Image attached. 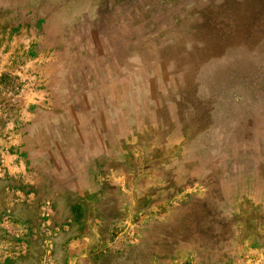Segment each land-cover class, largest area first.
Masks as SVG:
<instances>
[{
  "label": "rangeland",
  "instance_id": "374dc122",
  "mask_svg": "<svg viewBox=\"0 0 264 264\" xmlns=\"http://www.w3.org/2000/svg\"><path fill=\"white\" fill-rule=\"evenodd\" d=\"M75 1L0 0V179L22 189L4 192L0 238L17 250L21 201L53 227L67 231L57 211L77 219L66 264H264V120L228 128L253 125V105L264 119V17L232 28L247 33L215 35L222 50L203 42V62L179 71L160 48L198 36L197 19L182 17L199 1L156 7L157 24L173 30L156 35L147 0H117L139 34L73 15ZM131 48L146 63L131 62ZM215 75L217 91L225 80L236 89L216 106ZM41 182L51 193L29 192Z\"/></svg>",
  "mask_w": 264,
  "mask_h": 264
},
{
  "label": "crops",
  "instance_id": "0c3cea01",
  "mask_svg": "<svg viewBox=\"0 0 264 264\" xmlns=\"http://www.w3.org/2000/svg\"><path fill=\"white\" fill-rule=\"evenodd\" d=\"M133 1L135 0H128ZM147 4L145 7V12L147 15V25L150 27L147 29L146 32L152 34H162V33H170L173 30L172 27L163 26L164 23L157 24L155 21L158 18V14L155 12V8L161 9H169L172 7V3L174 0H147ZM200 2L199 6H190L186 7L184 17L186 19H197L195 24L193 25V30H190V33L198 35L195 37L194 40L188 41L185 38H179L177 40H173L167 43L162 44L160 48L161 58H163L164 63L168 66L173 67L175 70H185L187 66H196L203 62L204 55H205V47L208 50L218 51L222 50L221 47V40L217 39L215 35H230L234 33H247L244 31L245 29L236 30L232 29L234 27H244L240 26L239 24L243 19L248 21H253L255 15L264 17V0H197ZM76 3L70 4L71 10H73V15H77L80 10L84 11L86 15L90 18V20L94 21V18L97 20L100 19L101 22L104 21V25L106 27H126L131 28V33H145V30H141L139 27V23L134 18V21L127 20L126 22L123 21V18L127 19V16H131L127 9L120 8V15L117 0H78L75 1ZM105 3L107 5L105 6ZM80 6H82L81 9ZM74 8V9H73ZM144 8V7H143ZM142 8V9H143ZM162 17L168 16L169 18H174L171 13L169 14H160ZM126 16V17H125ZM118 17H121L117 19ZM115 20V21H114ZM181 21V20H180ZM179 26L176 23L175 26ZM131 26V27H128ZM174 26V27H175ZM178 32H183L182 30ZM203 42H207V45H201ZM195 44H199L198 50L196 49L197 55L188 54L189 46H193ZM229 47L223 48L225 53L229 52ZM141 52L135 50V48L130 49L129 59L131 62L139 61L140 63H146V60L141 57ZM131 56V57H130ZM184 86L179 85L176 91L173 93L175 98L177 96H182V92L185 93V87L187 86V82L189 80H193V75H183L182 76ZM195 80V78H194ZM226 82L230 80H225ZM225 82V83H226ZM217 79L215 75V99L216 97H234L235 95V88L231 87V85L225 84L221 85L219 83V87H221V91H217L216 88ZM260 85V84H259ZM264 86V85H263ZM233 90V92H232ZM222 92V93H221ZM248 99L247 105H253L252 101H249L251 96L243 94ZM178 107L181 108L180 103ZM175 104V105H176ZM217 103L215 102V105ZM254 108H251V112L256 114L255 123L253 125H248L247 122H240V121H231L229 122L230 129H245V128H263V118L258 113L260 111L255 105ZM258 110V111H257ZM216 109H215V128H216ZM260 115V116H259ZM27 157V156H26ZM38 160H43V158H39ZM35 161V160H33ZM34 162L40 163V162ZM27 159L25 158V165L27 167L30 164H27ZM2 172V170H0ZM33 174L42 176L43 173L41 168H33ZM259 173L261 174V178L264 179V162L261 163L259 168ZM44 183V182H43ZM43 183H38L37 186H30L32 189H29V192L34 193H51L50 189H42ZM6 187L10 189H5ZM22 189H13L12 184L9 181L0 179V209L5 208L4 203V192H12ZM50 190V191H49ZM17 203V204H16ZM15 209L17 214L20 216V222L27 226L26 232L22 235H18V239L15 240L17 246L15 247L17 250L13 251L11 246L13 242L10 241L9 238H0V264H66V257L69 255L70 245L71 242L77 241L79 239V231L78 227L80 224L77 219H69L68 214L58 213L57 223L63 224L67 226V231L53 227V223L49 221L48 212H44V214H40L36 208H32L33 205L28 203L21 202H14ZM41 203H39L40 205ZM43 205V204H42ZM49 208L52 210V207L48 204ZM41 207V206H40ZM47 208V207H46ZM43 208V209H46ZM33 210V211H32ZM55 213V214H56ZM49 228V231H45ZM56 228V229H55ZM59 229V230H58ZM76 230V231H75ZM9 237V236H8Z\"/></svg>",
  "mask_w": 264,
  "mask_h": 264
},
{
  "label": "trees",
  "instance_id": "16d2710c",
  "mask_svg": "<svg viewBox=\"0 0 264 264\" xmlns=\"http://www.w3.org/2000/svg\"><path fill=\"white\" fill-rule=\"evenodd\" d=\"M229 83V85H231V83H233V81L231 82V80L230 81H228V82H226V84H228ZM260 86H262L263 87V85H264V83H262V81H260ZM248 85H252V84H248ZM222 97H216V99H215V102L218 104L219 102H217L218 100L217 99H221ZM228 98V97H227ZM216 104V105H217ZM215 105V106H216ZM215 109H216V107H215ZM217 122H218V120H217Z\"/></svg>",
  "mask_w": 264,
  "mask_h": 264
}]
</instances>
